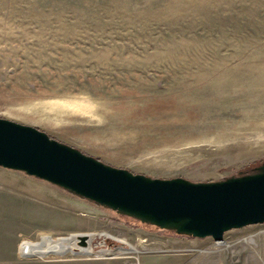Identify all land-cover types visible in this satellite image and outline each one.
I'll return each mask as SVG.
<instances>
[{
  "label": "rangeland",
  "instance_id": "rangeland-1",
  "mask_svg": "<svg viewBox=\"0 0 264 264\" xmlns=\"http://www.w3.org/2000/svg\"><path fill=\"white\" fill-rule=\"evenodd\" d=\"M0 119L148 179L264 173V0H0ZM71 235L65 254H21L24 241ZM168 254L264 264V222L216 244L0 166V264Z\"/></svg>",
  "mask_w": 264,
  "mask_h": 264
},
{
  "label": "water",
  "instance_id": "water-1",
  "mask_svg": "<svg viewBox=\"0 0 264 264\" xmlns=\"http://www.w3.org/2000/svg\"><path fill=\"white\" fill-rule=\"evenodd\" d=\"M0 166L62 185L155 226L222 242L227 229L264 222V173L218 183L148 179L110 167L43 131L0 119ZM83 240L84 237H81Z\"/></svg>",
  "mask_w": 264,
  "mask_h": 264
},
{
  "label": "bare ground",
  "instance_id": "bare-ground-1",
  "mask_svg": "<svg viewBox=\"0 0 264 264\" xmlns=\"http://www.w3.org/2000/svg\"><path fill=\"white\" fill-rule=\"evenodd\" d=\"M93 235H95V233H87V234H80L77 237H88V238H93ZM107 237H110L107 234H103ZM74 236L76 235H71V236H66V237H60V238H56V239H52L50 237H40L41 239L36 242H30V241H24L21 245V254L23 256H33V255H39L41 257L46 256V254H48L49 252H54V253H58V254H65L69 249L70 246L72 247L73 245H71L74 242ZM116 240L120 241V242H126L125 239H119V238H115ZM220 242H216V244H218ZM121 250H129V251H133V252H137V249L134 246H130L127 249H121ZM80 253L81 254H87V255H91L92 254V249L91 246H87L86 248H82L80 249ZM126 253V252H125ZM262 258V256H261ZM254 259V258H252ZM263 259V258H262ZM220 262V261H219ZM214 264H218L215 263Z\"/></svg>",
  "mask_w": 264,
  "mask_h": 264
},
{
  "label": "crops",
  "instance_id": "crops-1",
  "mask_svg": "<svg viewBox=\"0 0 264 264\" xmlns=\"http://www.w3.org/2000/svg\"><path fill=\"white\" fill-rule=\"evenodd\" d=\"M149 256L147 258H144L140 263L141 264H179V261L177 259H174L175 257L173 255H163V256H156L153 257L152 255H146ZM79 264H124L122 262H116V261H81L78 262Z\"/></svg>",
  "mask_w": 264,
  "mask_h": 264
}]
</instances>
